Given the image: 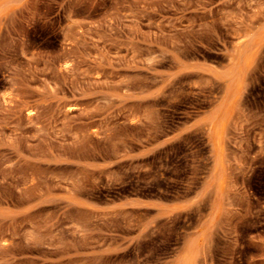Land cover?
<instances>
[{"label": "rangeland", "instance_id": "374dc122", "mask_svg": "<svg viewBox=\"0 0 264 264\" xmlns=\"http://www.w3.org/2000/svg\"><path fill=\"white\" fill-rule=\"evenodd\" d=\"M263 39L264 0H0V264H264Z\"/></svg>", "mask_w": 264, "mask_h": 264}, {"label": "bare ground", "instance_id": "6f19581e", "mask_svg": "<svg viewBox=\"0 0 264 264\" xmlns=\"http://www.w3.org/2000/svg\"><path fill=\"white\" fill-rule=\"evenodd\" d=\"M259 35H260V33H259ZM256 36H257V34H256ZM244 37L246 38L247 36L244 35ZM253 38H254V36H253ZM258 41L260 42V40H258ZM255 44H256V42H255ZM237 45H239V44H237ZM246 45H247V43H246ZM246 45H240L238 47L236 46L235 49H232V50H235L234 53L232 51L234 56H232L231 54H228V56H227V58H229V59L231 58L230 62L228 60V64L229 63L230 64H229V66H228L229 68L227 70L226 69H224L225 71L223 70L224 72H222L221 79L219 78L220 80L223 79V82H224L223 85L224 86L222 88L223 90L221 89L222 90L221 97L215 103L216 105L213 108V112H214L213 120H218L217 117H219L225 111L227 105L230 103V101L233 98H235L236 94L239 92V90L241 88L240 87V84H241L240 77H241L242 71L244 72V67L248 63L249 56H250V55L248 56V54H250V52L247 50V46ZM253 45H254V42H253ZM229 55H231L232 57L231 56L229 57ZM219 77H220V75H219ZM218 131H219L218 127L216 126V124H214V133H213V138H212V147H213L214 151H218V148H219L218 147ZM194 244H196V243H193V241H188L187 245L185 246L184 253L181 254L180 259L177 261L178 264H192L193 263L194 256L196 255L195 251H194ZM177 259L178 258H176V260ZM195 260H196V258H195Z\"/></svg>", "mask_w": 264, "mask_h": 264}]
</instances>
